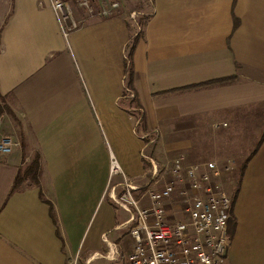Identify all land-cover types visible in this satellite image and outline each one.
<instances>
[{
    "label": "crops",
    "instance_id": "1",
    "mask_svg": "<svg viewBox=\"0 0 264 264\" xmlns=\"http://www.w3.org/2000/svg\"><path fill=\"white\" fill-rule=\"evenodd\" d=\"M61 1L57 12L51 0H0V102L10 108L0 138L21 141L0 153V264H71L78 250L84 261L110 246L120 257L105 263L126 264L134 239L123 227L127 211L107 194L121 181L110 179L111 159L143 183L146 162L163 165L181 152L188 160L192 134L203 130L224 137L227 150L209 158L222 175L225 163L237 165L231 147L255 141L233 171L242 183L227 263L264 264V0H147L137 41L142 10L119 0L100 16L97 7L90 14L77 0ZM129 57L133 95L125 93ZM36 154L39 180L11 193Z\"/></svg>",
    "mask_w": 264,
    "mask_h": 264
},
{
    "label": "built area",
    "instance_id": "2",
    "mask_svg": "<svg viewBox=\"0 0 264 264\" xmlns=\"http://www.w3.org/2000/svg\"><path fill=\"white\" fill-rule=\"evenodd\" d=\"M77 1L90 14L97 7L100 16L121 7L119 0ZM51 3L57 12L66 7L61 0ZM2 116L0 112V126ZM14 148H21L17 135L0 138L1 154ZM222 173L217 160L188 163L184 154L166 155L163 165L150 159L147 177L140 183L112 158L110 178L120 174L121 187L120 191L110 187L107 194L127 211L123 227L134 239L127 264H228L233 201L217 179ZM145 199L149 205H142ZM104 257L118 260L120 254L110 246L105 253H92L82 261L78 250L71 264H91Z\"/></svg>",
    "mask_w": 264,
    "mask_h": 264
},
{
    "label": "rangeland",
    "instance_id": "3",
    "mask_svg": "<svg viewBox=\"0 0 264 264\" xmlns=\"http://www.w3.org/2000/svg\"><path fill=\"white\" fill-rule=\"evenodd\" d=\"M123 1H124V5L127 9H129L132 6L133 8H137L138 11L139 10L144 11V12L139 11V15L136 14L138 25H140V26L143 25L144 21L147 18L144 3L148 2V1L147 0H133L136 3L135 5H133L132 0H123ZM128 94L133 95L131 90H129ZM213 131L214 130H203V131H198L195 134H192L193 135L192 141L195 144L191 145L189 148L192 156L187 158L188 163L198 162L199 160L200 161L201 160H209V158H219L220 152L227 150V148L224 147L225 142H224V137L221 134V131L218 130L217 131L218 135L213 136L214 138L210 137V134L212 136ZM238 131H239V133H237L236 136H238L240 138L243 137V135L244 136L247 135V133H248L247 130H238ZM220 143H222V146H220ZM235 143H237V142H235ZM246 144L248 146L247 145H235V146L231 147V149H230L231 153L226 152L227 154L230 153V154H232L233 157H235V160H237V165L233 169L228 168L227 170L229 172L226 171V172H224V174L222 176L217 177V179L222 182L223 187L228 191V193L232 197L233 202L235 200V197L237 196V193L240 190L241 183H242V172L235 175L233 171L236 170V168L238 167V165L241 163L242 160H246L248 157L250 158L256 149V145H255L254 140L248 141ZM145 151L147 153L152 154L157 159H159V156H162V152L160 149H158V147H154V149H153L152 147L149 146L146 148ZM243 152H244V154H243ZM181 153L184 154V152H181ZM241 155H245L246 158H244V159L243 158H237L236 159V157L241 156ZM222 160L224 163L225 159H222ZM225 165H226V163H225ZM148 168H149V165H146V173H145L146 177L148 174ZM117 179H118V176L115 177V180H117ZM144 180H145V178L141 182H143ZM109 182H110V180H109ZM120 182L117 183L118 188L121 187ZM117 185H114V183H112V182L109 184V186L111 188L116 187V189L120 191V189L117 188ZM110 187L108 188V190L110 189ZM144 204L149 205L147 199H145L142 202V205H144ZM232 210H233V204H232ZM118 217H119V220H121V221L124 220L125 213L122 209L119 210ZM231 223L233 225V221ZM125 231H126V229H123V232H125ZM127 231H128V229H127ZM121 232H122V230H121ZM231 236H233V232H232V235L230 232V241H231ZM124 240L127 242V244L131 242V238L128 236V232H127V234H125ZM120 262L126 263V264L128 263V249L127 248L124 249L123 256L121 257ZM98 263H105V261H104V259H99L96 262H93L92 264H98ZM112 263L119 264V263H115V262H112ZM112 263H108V264H112ZM105 264H107V263H105Z\"/></svg>",
    "mask_w": 264,
    "mask_h": 264
},
{
    "label": "trees",
    "instance_id": "4",
    "mask_svg": "<svg viewBox=\"0 0 264 264\" xmlns=\"http://www.w3.org/2000/svg\"><path fill=\"white\" fill-rule=\"evenodd\" d=\"M147 22V18L144 21L143 25L140 26V30L138 35L136 36L135 41L138 40L139 36L144 34V25ZM134 47V44H133ZM125 73H126V82H125V93L126 95L128 94L129 90L132 89V85H133V69L131 67V63H130V57H129V61L128 59H126V67H125ZM225 79H220L217 81H211V82H206L204 84H211L214 82H219V81H224ZM189 87H196V85H191ZM188 87V88H189ZM0 98L5 101V99L1 96L0 94ZM4 110H6L7 112H10V108L9 105L6 104L4 102V105L1 106L0 105V112H3ZM146 165H149V163L146 162ZM39 170H40V162H39V156L36 154L32 157V159L24 166L21 167L17 173V176L15 178V181L12 185L11 188V193L16 190L19 185H21V183L23 181H27L30 180L32 183H34V181H38L39 180ZM235 220H233V225L231 227V229H229V231L232 233L234 230V226H235Z\"/></svg>",
    "mask_w": 264,
    "mask_h": 264
}]
</instances>
